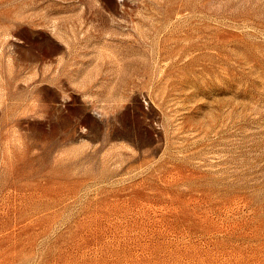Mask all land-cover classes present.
I'll return each mask as SVG.
<instances>
[{"label": "rangeland", "instance_id": "rangeland-1", "mask_svg": "<svg viewBox=\"0 0 264 264\" xmlns=\"http://www.w3.org/2000/svg\"><path fill=\"white\" fill-rule=\"evenodd\" d=\"M0 264H264V0H0Z\"/></svg>", "mask_w": 264, "mask_h": 264}]
</instances>
